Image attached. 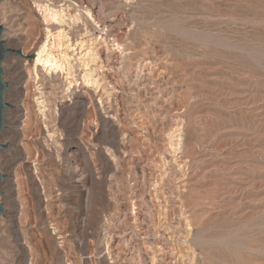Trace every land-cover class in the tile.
<instances>
[{
    "label": "rangeland",
    "instance_id": "1",
    "mask_svg": "<svg viewBox=\"0 0 264 264\" xmlns=\"http://www.w3.org/2000/svg\"><path fill=\"white\" fill-rule=\"evenodd\" d=\"M0 24V264H264V0H1Z\"/></svg>",
    "mask_w": 264,
    "mask_h": 264
},
{
    "label": "water",
    "instance_id": "2",
    "mask_svg": "<svg viewBox=\"0 0 264 264\" xmlns=\"http://www.w3.org/2000/svg\"><path fill=\"white\" fill-rule=\"evenodd\" d=\"M1 1V0H0ZM4 30V27L0 24V132L3 128V122H4V109L7 106V103L4 101V91L7 88L6 82L3 79V66L2 62L5 59L6 55L9 53L10 48L5 47L4 41L1 38L2 32ZM17 54H20V51H15ZM4 145L0 143V149H2ZM4 175L0 172V183L3 180ZM5 211L4 205L2 202H0V214H3Z\"/></svg>",
    "mask_w": 264,
    "mask_h": 264
},
{
    "label": "bare ground",
    "instance_id": "3",
    "mask_svg": "<svg viewBox=\"0 0 264 264\" xmlns=\"http://www.w3.org/2000/svg\"><path fill=\"white\" fill-rule=\"evenodd\" d=\"M58 12V11H57ZM57 13H55L54 15H53V17H55V15H56ZM50 15V14H49ZM58 33V32H57ZM60 34V33H59ZM58 34V35H59ZM9 35V34H8ZM15 35V34H14ZM55 35V34H54ZM57 35V36H58ZM16 36V35H15ZM59 37V36H58ZM57 37V38H58ZM52 38V37H51ZM4 41V40H3ZM55 41H57L56 40V38L55 37H53L52 39H51V43H55ZM59 41V40H58ZM58 43V42H57ZM50 42L49 41H47L46 43H44L41 47H40V49L38 50V56H37V58H36V61H39L40 60V58H41V56H43V54H44V61L47 63V70H63L64 68H65V66H66V64H65V62H64V60H62L61 58L59 59V58H57V57H55V56H53L51 53H50V51L48 50L47 51V47H49L50 45ZM9 48V47H8ZM50 48V47H49ZM81 60H83V59H81ZM84 65V64H83ZM70 69H68V71H69ZM68 74H71L70 72H67V75ZM68 79V84H70L71 83V80L69 79V78H67ZM84 82H86V83H89L90 82V80L87 78V77H85L84 78ZM92 82V81H91ZM73 162V161H72ZM73 165V164H72ZM9 167V166H8ZM9 174V173H8ZM10 188V187H9ZM7 192V191H6ZM8 197V196H7ZM13 210V209H12ZM11 214V213H10ZM17 251H19V250H17Z\"/></svg>",
    "mask_w": 264,
    "mask_h": 264
}]
</instances>
